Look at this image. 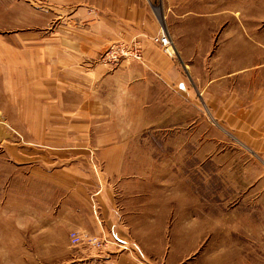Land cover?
I'll return each instance as SVG.
<instances>
[{"label": "rangeland", "instance_id": "1", "mask_svg": "<svg viewBox=\"0 0 264 264\" xmlns=\"http://www.w3.org/2000/svg\"><path fill=\"white\" fill-rule=\"evenodd\" d=\"M126 1L0 0V116L18 130L8 126L0 158H35L52 172L82 169L97 179L85 177V188L115 193L105 220L96 200L97 214L83 205L74 214L71 192L44 208L6 196L0 185V264H264V96L251 90L264 82V66L245 76L264 62V0H136L158 16L155 27L137 37L140 60L108 65L105 51L131 39L102 37L109 11ZM163 30L172 38L170 54L151 41ZM88 47L95 53H83ZM164 61L181 80L161 77ZM133 62L147 70L145 83L138 75L130 84L122 74L103 75ZM17 68L21 80L36 70L44 81L21 85L30 101L4 94L1 82L9 88ZM237 85L245 95L224 96ZM32 92L53 99L35 100ZM51 104L68 122L83 123L84 133L67 136L91 148H53L72 143L42 132ZM121 142L128 143L124 164L107 178L104 146ZM1 161L8 184L15 164ZM73 231L106 244H73Z\"/></svg>", "mask_w": 264, "mask_h": 264}, {"label": "crops", "instance_id": "2", "mask_svg": "<svg viewBox=\"0 0 264 264\" xmlns=\"http://www.w3.org/2000/svg\"><path fill=\"white\" fill-rule=\"evenodd\" d=\"M142 5L143 4H141V2L138 3L136 0H128L126 2H122V4L119 5L120 7L114 8L113 12L109 11V14H111L112 16H108L107 18L108 20L106 21L107 23L106 28L108 31L102 37L115 38L117 36L118 38H128V37L130 38L136 35L140 39L146 38L149 35L147 33L148 30L149 29L151 30L155 27L156 21L154 19H156V17L158 16H156L155 13H151L152 11L148 10L145 5L144 6ZM111 6L112 4H109L110 10L112 9ZM106 9H108V7H105V10ZM106 14H108V12ZM149 49L148 48L146 49L144 61H142V63L145 62L146 56H147L146 62L148 59H152V57L148 58ZM92 51L93 53H95L94 50H91L90 47H88L87 49L83 50V53H90ZM156 62H159V61H156ZM142 63H137V62L127 63V64H124L123 67L117 69V71L111 72L110 74L106 73L103 75L106 76V79H109V77L114 78L122 74L125 77H129V80L132 78V76L138 75L139 77H141L139 79L144 80V83H145L146 78H147V70L145 72H142L143 68H145L142 65ZM162 64L164 65V67L161 72L162 73L161 77L166 76L168 78L170 77V79H173L175 77L176 79L181 80V76L177 70L178 69L177 67H175L174 65L172 66V64H170L168 61H164ZM255 66L259 68H255ZM261 66H264V62H259L255 64L253 66L255 68L253 69V72H250V69H246L247 68L246 67L245 68L246 78L249 73L250 74L252 73V75H254L253 73L256 69H262L263 67ZM93 69L98 70L99 68L94 67ZM137 70H140V72H137ZM27 72H29L28 69L23 71V73H27ZM33 73H35L34 75L35 78L32 77V78L26 79L25 77L21 80L20 78L21 70L17 68L15 71H13L10 74L11 76L10 81H6V84L9 88H5V84L1 82L4 94L8 96H20L21 91L23 92V88L21 89V85H24V84L27 85L28 82H31V84H36V83L44 84L43 79H40L37 77L36 70H33ZM235 73L236 74L240 73V70L235 71ZM100 78H101V75H98L97 80L95 82H98ZM94 79L96 78L93 77L92 85L94 84ZM50 80L53 81L52 79ZM129 80H126V82L130 84L131 80L130 81ZM59 83L63 84L65 83V81L60 80ZM251 90L253 92V96H260V97L264 96V82L262 83V85L261 83H259L258 85H255ZM128 91H130V89H128ZM239 92L243 95L246 94V90H242V88L238 87L237 85L236 88L233 87L232 92L229 95L226 94L224 96H239ZM33 95H35L34 92H32V98L35 100L37 99L41 101L43 99L44 100L53 99L51 96H33ZM30 97L31 96H26V98H21L20 96L19 98L21 100L27 99L28 101H30ZM91 99L93 100L96 99L97 101H99L98 97L89 98V96L87 97L85 96L84 102L91 100ZM259 102L261 106L264 108V97L260 99ZM256 103H257V100L255 99L251 107L252 109L250 110L251 112H254L255 110H257ZM49 108L51 109V111L45 110L46 118H41V124L44 126V128L42 129V132L48 135L50 134L51 137H55V135H62L59 143L66 144L67 141L72 143L71 146H68V143H67V145H60L58 147L54 146L53 148L64 150V151L78 149L79 147L84 148V149L91 148L90 146H88L87 143L74 142L75 140H70L69 137L67 136V134L70 133L69 132L70 129L71 131L76 132V133L83 132L82 122L80 123L68 122L66 116L64 115L65 113L64 111L62 112V114H60L61 111L55 109V106L53 104L49 105ZM219 109H215L213 111L215 120H217V117L215 116L220 115ZM28 119H31V116H28ZM246 121L248 123L251 122L250 119ZM27 122L30 123V121H27ZM8 126L9 124L7 122H4L2 120V117L0 116V143L1 145L3 144L4 138H7L8 133L10 132ZM10 126L9 127L12 128V130H14L15 132H18V130L15 127H13L12 125ZM69 126H73V127L69 128ZM127 145H128L127 142H121L120 144H117V145L116 143H114V144L104 146V148H106L109 152L108 155L105 154V156L104 154H102V158L105 161L104 164L108 172V173H105L106 177L108 175H114L118 170L121 169V166L124 164V151L122 150L126 149ZM260 145L258 144L257 148H260ZM261 147H263L262 148L263 151H261L260 154L264 155V146H261ZM0 159L2 160L0 161L3 164L4 162L11 163L13 166L15 164V166L13 167L15 168V172L14 171L12 172L11 180L8 184L3 183V182H7L6 176L8 174H5V173L0 174V185L2 186L1 189L3 192L5 191L4 194L6 196L8 197L15 196L17 200H19V196L20 197L24 196L32 204L37 203L39 205H43L44 208H48L55 201H57V204L61 202V192L62 191L66 193L71 192L70 197L73 196V198H70V200L69 201L67 200V201L73 203V207L74 206L76 207V205H80V206L83 205L84 207L87 206L86 207L87 209V208H90L93 202L96 200L97 203L99 204V208H100L99 210L102 213V218L106 220L104 216L105 209H106L105 207L108 204H112V200L115 196V193H114V190L110 189V187H107V186H106L107 188L101 186L94 190L85 188L83 184V181L85 179L89 178L87 180H90V179L94 181L97 180L94 174L84 173L82 169H80L81 171H71V170H68V167H60V168H57L55 171L53 170L52 172V168L50 169V165L48 164V162L41 161L35 158L25 160V159H21V157L19 156L17 157L11 156L9 158L11 162H9L8 158L6 159L0 158ZM21 165L27 166L26 167L27 173L24 174L23 176V177H27V181L23 182V184L20 183L21 179L19 178L20 175H18ZM84 189L86 190V192H84ZM12 202L16 204L15 201H12ZM74 209L75 210H72V212L74 214H78V207ZM88 213L90 214L91 212L88 211ZM100 227H103V226H100ZM100 229L102 228H99V230Z\"/></svg>", "mask_w": 264, "mask_h": 264}, {"label": "built area", "instance_id": "3", "mask_svg": "<svg viewBox=\"0 0 264 264\" xmlns=\"http://www.w3.org/2000/svg\"><path fill=\"white\" fill-rule=\"evenodd\" d=\"M151 41L154 44L159 45L162 50L168 54L172 52L173 44L172 38L168 32L165 30L156 33L152 36ZM141 46L137 36L131 37L128 41H123L118 44L114 43L113 45L105 51L104 55L102 56V61L105 64L111 65L114 63L119 62L121 59L125 61L130 60H140L142 57ZM93 211L95 214L98 213L96 203L92 205ZM71 241L73 244H79L80 242L86 240L92 247L96 249H101L106 243L104 239H100V237H87L85 235L79 234L78 231L71 232Z\"/></svg>", "mask_w": 264, "mask_h": 264}]
</instances>
